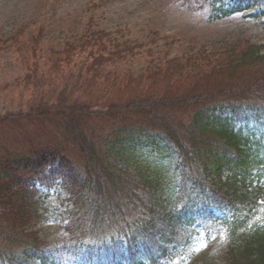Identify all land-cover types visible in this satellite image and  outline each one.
Returning <instances> with one entry per match:
<instances>
[{"label": "trees", "instance_id": "16d2710c", "mask_svg": "<svg viewBox=\"0 0 264 264\" xmlns=\"http://www.w3.org/2000/svg\"><path fill=\"white\" fill-rule=\"evenodd\" d=\"M176 1L264 28V0ZM102 4H87L82 34L44 63L45 25L27 42L0 37V54H22L15 88L34 98L0 115V264H158L210 242L215 225L235 240L225 264H264V225L246 226L264 201V45L172 56L173 39L160 47L157 31L138 42L97 29ZM132 59L144 64L129 69ZM51 69L67 82L43 93ZM55 188L70 210L62 232L45 236L39 193Z\"/></svg>", "mask_w": 264, "mask_h": 264}, {"label": "rangeland", "instance_id": "374dc122", "mask_svg": "<svg viewBox=\"0 0 264 264\" xmlns=\"http://www.w3.org/2000/svg\"><path fill=\"white\" fill-rule=\"evenodd\" d=\"M90 1L93 0H0V37H9L21 32L27 42L36 27L45 25L41 60L44 63L60 49L64 41L82 34L81 22L86 20V14L83 12ZM100 2L103 4L95 10L98 19L97 29L115 35L114 32L118 28L123 31L122 38L138 42L143 41L149 32L157 31L158 46L163 47L164 43H169L173 39L169 48L172 56L181 54L192 46L220 48L236 39H248L253 44H264V28L259 25L243 21L237 16L210 22L206 18L205 10L188 12L176 0H100ZM143 64L144 62L139 59H132L127 68L138 70ZM76 71L75 74L78 75ZM22 73V54L12 48L0 54V86H7V90L0 95V115L16 112L34 99L31 98L33 93L30 90L27 92L23 87L15 88L13 84L15 77ZM65 76L67 73L56 76L55 71L51 69L41 78L42 92L53 93L50 91L59 92L64 89L63 79L67 82ZM112 92L115 100L124 98L123 96L129 93L128 90L123 95L117 91ZM40 197L42 213L38 225L40 233L53 236L62 232L67 211L70 210L66 194L62 189L56 188L42 190ZM207 247L206 244L193 249L191 253L176 255L168 263L201 264L202 261L196 262V259L207 250ZM202 264H223V259L215 252L214 255H210L207 263Z\"/></svg>", "mask_w": 264, "mask_h": 264}]
</instances>
